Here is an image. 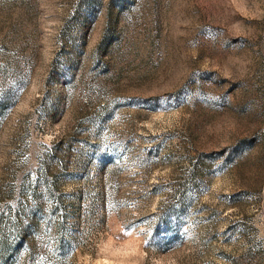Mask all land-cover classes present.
Segmentation results:
<instances>
[{"label":"rangeland","instance_id":"374dc122","mask_svg":"<svg viewBox=\"0 0 264 264\" xmlns=\"http://www.w3.org/2000/svg\"><path fill=\"white\" fill-rule=\"evenodd\" d=\"M0 264H264V0H0Z\"/></svg>","mask_w":264,"mask_h":264}]
</instances>
